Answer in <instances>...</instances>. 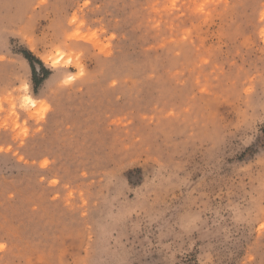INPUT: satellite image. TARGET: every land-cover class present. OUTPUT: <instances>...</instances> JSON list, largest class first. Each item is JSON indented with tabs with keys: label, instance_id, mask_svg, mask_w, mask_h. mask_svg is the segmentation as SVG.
Here are the masks:
<instances>
[{
	"label": "rangeland",
	"instance_id": "1",
	"mask_svg": "<svg viewBox=\"0 0 264 264\" xmlns=\"http://www.w3.org/2000/svg\"><path fill=\"white\" fill-rule=\"evenodd\" d=\"M0 264H264V0H0Z\"/></svg>",
	"mask_w": 264,
	"mask_h": 264
},
{
	"label": "bare ground",
	"instance_id": "2",
	"mask_svg": "<svg viewBox=\"0 0 264 264\" xmlns=\"http://www.w3.org/2000/svg\"><path fill=\"white\" fill-rule=\"evenodd\" d=\"M24 101H26L27 103H29L30 105H36L37 103H35L36 101L28 94H26L24 96Z\"/></svg>",
	"mask_w": 264,
	"mask_h": 264
},
{
	"label": "trees",
	"instance_id": "3",
	"mask_svg": "<svg viewBox=\"0 0 264 264\" xmlns=\"http://www.w3.org/2000/svg\"><path fill=\"white\" fill-rule=\"evenodd\" d=\"M25 56H26L27 58H29V56H28L27 54H25Z\"/></svg>",
	"mask_w": 264,
	"mask_h": 264
}]
</instances>
